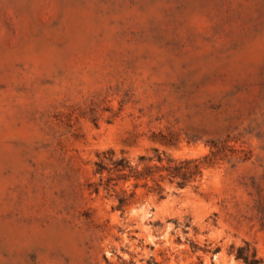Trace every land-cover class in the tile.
Instances as JSON below:
<instances>
[{"label":"rangeland","instance_id":"374dc122","mask_svg":"<svg viewBox=\"0 0 264 264\" xmlns=\"http://www.w3.org/2000/svg\"><path fill=\"white\" fill-rule=\"evenodd\" d=\"M212 151L183 187L157 171L161 198L95 165ZM245 243L264 264V0H0V264H245Z\"/></svg>","mask_w":264,"mask_h":264},{"label":"trees","instance_id":"16d2710c","mask_svg":"<svg viewBox=\"0 0 264 264\" xmlns=\"http://www.w3.org/2000/svg\"><path fill=\"white\" fill-rule=\"evenodd\" d=\"M214 146V144L212 145ZM154 159L157 162H162L164 159L161 154L157 153L155 150ZM111 153V152H110ZM112 154V153H111ZM147 161L142 168H139L138 165H133L123 156L118 158L110 157L108 159L109 166L101 161H97L95 163L96 170L100 174L104 171L107 172V176L104 180L105 188H110L111 186H116L119 181L125 182L130 179L137 180L139 178H150L155 181L156 184V193L161 198L163 196V187L154 177L157 171L165 170L166 176L169 181L173 179H177L176 185L183 187L188 183H191L202 176V171L207 166H210L214 161V152L212 151L210 155L203 156L201 158H189V159H181L174 160L169 157L166 158V165H163L161 168L154 169V165L149 164L153 157L145 158L143 155L139 157V161ZM161 178L164 176L159 175ZM136 183H134V186ZM134 192L129 193L128 195L122 191L120 194H117V208L121 209L123 206L130 203L131 198L133 197ZM249 245L245 243L244 245H240L235 249V258L241 259L245 264H259L260 258L256 255V252L252 249L251 252H248Z\"/></svg>","mask_w":264,"mask_h":264}]
</instances>
